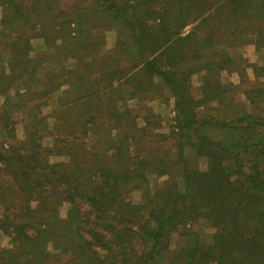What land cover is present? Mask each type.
<instances>
[{
	"label": "trees",
	"instance_id": "16d2710c",
	"mask_svg": "<svg viewBox=\"0 0 264 264\" xmlns=\"http://www.w3.org/2000/svg\"><path fill=\"white\" fill-rule=\"evenodd\" d=\"M57 1L0 0V127L24 128L22 140L0 147V231L9 239L0 264H264V66L229 52L264 49V0H91L55 11ZM87 15L115 24L103 25L117 30L111 56L82 35ZM153 87L172 99L173 158L141 144L132 155L135 123L116 108ZM97 112L120 138L102 135ZM146 172L164 179L151 187ZM200 221L206 244L192 227Z\"/></svg>",
	"mask_w": 264,
	"mask_h": 264
},
{
	"label": "rangeland",
	"instance_id": "374dc122",
	"mask_svg": "<svg viewBox=\"0 0 264 264\" xmlns=\"http://www.w3.org/2000/svg\"><path fill=\"white\" fill-rule=\"evenodd\" d=\"M51 1V0H50ZM91 4V0H59L57 3L53 4V9L55 11L61 10H73L74 8L79 7H88ZM83 18L82 23L85 25L86 30L83 34L90 35V39L88 41H91L93 43L96 41L98 44L103 43V45H98L97 54L98 55H107L111 56L115 45V40L117 39V30L113 26H103V25H115L111 23L108 20L99 19L94 21L92 15H87ZM0 17H1V10H0ZM73 26V25H71ZM95 26V27H94ZM73 34V33H72ZM101 35V36H100ZM40 40V41H39ZM41 38H35L32 40L33 46H35L37 52L41 51L42 48H44V43L41 42ZM60 39L57 38L56 43L58 44ZM4 41L2 38H0V43ZM231 54H239L243 55L246 60H248L250 63H257L259 65L264 66V49L255 50L253 46H239L236 48H232L229 50ZM109 53V54H108ZM115 54V52H114ZM121 56H124L121 54ZM5 58V54L3 53V48L0 45V62ZM96 61L99 59H95ZM247 78L246 84L250 85L252 84L253 79L255 80L254 75L252 74V71L250 68H246V75ZM241 79V78H240ZM194 82L198 80V77L193 76ZM231 80L237 84L239 81L238 75L236 73L231 75ZM244 85V84H243ZM236 106L237 108L244 111L245 109H248V104L246 100L244 99V96L239 93L234 96ZM92 103L98 104L100 107L107 106L105 100H93ZM52 107V108H51ZM55 107V106H54ZM53 101L51 100V106H48V108L44 109L43 111L46 113H49L53 109ZM93 108V107H92ZM117 110L121 109H128L129 111V117L132 122L135 123V131L136 134L134 135V138L129 140L130 148L129 151L132 153V155H135L134 147L133 146H139L140 149H143L144 152L148 154L157 153L159 155L165 156V157H171L173 158L174 155V148L172 141L167 138L169 134V127L173 123V117H174V110H173V103L172 99L169 97L168 93H166L161 88H152L150 91L145 93V96L141 99L137 98H125L123 100H117L116 103ZM94 110V108H93ZM99 116H96L95 122L96 124L102 123V135L105 133H108L112 138H120L121 132L117 134L119 131H123L121 129L113 128L112 126V119L111 117H108L107 115H103V112H97ZM95 113V114H97ZM51 121V119H49ZM50 127L53 126L52 123H50ZM24 128L22 127V124H15V128L13 131H3L0 127V147H6L9 143L13 142L14 139L22 140L24 138ZM55 130V128H54ZM147 132V134H146ZM150 133V135L148 134ZM126 134H129L126 132ZM166 135V136H165ZM136 136V138H135ZM165 136V139L163 137ZM156 139H162V140H156ZM43 144L46 146H50L51 144V137H49L48 134L45 135L43 138ZM168 154V155H165ZM64 156L60 154H54L51 156L52 161H60L64 160ZM66 160V158H65ZM64 160V161H65ZM2 168V164H0V169ZM1 171V170H0ZM147 179L149 185L152 187L153 185H158V183L164 179V178H157L154 173L152 172H146ZM0 179L3 181H6L7 178L5 176H0ZM11 191H8L9 194ZM14 197V195H9V198ZM8 198V197H5ZM128 198L133 203H139L141 201V192L139 190H133L129 193ZM68 204L63 203L59 208V215L64 216L67 210ZM1 209V206H0ZM192 227L199 233L200 240L203 244H206L209 241V228L207 225L200 221L198 223H195L192 225ZM172 246L174 244V237L171 242ZM0 246H9V239L4 236L0 231ZM66 258H63V260Z\"/></svg>",
	"mask_w": 264,
	"mask_h": 264
},
{
	"label": "crops",
	"instance_id": "0c3cea01",
	"mask_svg": "<svg viewBox=\"0 0 264 264\" xmlns=\"http://www.w3.org/2000/svg\"><path fill=\"white\" fill-rule=\"evenodd\" d=\"M0 28H1V26H0ZM40 41V40H39ZM41 42H43L42 40H41ZM33 45V44H32ZM36 47L35 46H33V54L34 55H38L41 51H39V52H37L38 50H36L35 49ZM44 48H42V50H43ZM4 59H6V56H5V58ZM53 67V63H52V61H47L46 63H44L43 64V70H48L49 68H52ZM61 92H62V90H57L54 94H52L51 96H49V98L47 99V104H48V106H51V100L53 101V107L55 106H57V100H58V96L59 95H61ZM2 96H0V104L2 103ZM54 107V108H55ZM48 108V107H47ZM52 108V107H51Z\"/></svg>",
	"mask_w": 264,
	"mask_h": 264
}]
</instances>
